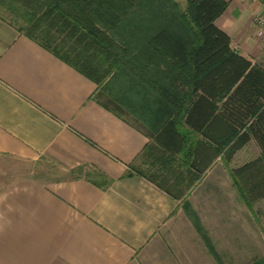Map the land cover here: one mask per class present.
Segmentation results:
<instances>
[{"label": "crops", "instance_id": "obj_1", "mask_svg": "<svg viewBox=\"0 0 264 264\" xmlns=\"http://www.w3.org/2000/svg\"><path fill=\"white\" fill-rule=\"evenodd\" d=\"M225 1L215 26L236 53L264 69V38L253 25L264 6ZM111 97L0 19V159L52 164L65 174L0 189V264H230L236 254L248 258L244 234L251 214L236 203L233 182L232 188L205 186L209 170L174 200L129 171L158 124L141 118L149 113L134 106V97ZM248 145L258 154L241 165L262 156L255 138L242 149ZM90 169L111 183L95 185L85 177Z\"/></svg>", "mask_w": 264, "mask_h": 264}, {"label": "trees", "instance_id": "obj_2", "mask_svg": "<svg viewBox=\"0 0 264 264\" xmlns=\"http://www.w3.org/2000/svg\"><path fill=\"white\" fill-rule=\"evenodd\" d=\"M226 8L225 0H0V19L113 101L136 99L158 130L146 133L129 171L174 200L255 138L262 156L230 172L248 206L264 199V69L215 26ZM85 177L111 183L95 169Z\"/></svg>", "mask_w": 264, "mask_h": 264}, {"label": "rangeland", "instance_id": "obj_3", "mask_svg": "<svg viewBox=\"0 0 264 264\" xmlns=\"http://www.w3.org/2000/svg\"><path fill=\"white\" fill-rule=\"evenodd\" d=\"M175 1L181 7L185 6L186 0ZM6 17H8V14H6ZM257 154V149L253 145H248L246 148L238 151L229 164L219 161L215 167L210 169L209 176L206 177L204 185L213 187L217 184L219 187L232 188L231 169L247 160L255 158ZM52 168L53 165L47 163H32L6 158L0 159V189L23 179L35 180L38 183H49L64 178L65 174L62 172L58 173L56 169ZM236 203L247 206L238 194L236 195ZM247 207L250 210L249 214H251V219L249 217L251 229L250 233L246 232L244 235L246 238L248 236V246L251 251L247 256L248 258L245 259H242L243 254H236L238 259L230 264H252L256 260L264 259V200L257 201ZM236 246L237 250L244 247L243 244H237ZM223 262L224 264H228L229 261L223 260Z\"/></svg>", "mask_w": 264, "mask_h": 264}, {"label": "built area", "instance_id": "obj_4", "mask_svg": "<svg viewBox=\"0 0 264 264\" xmlns=\"http://www.w3.org/2000/svg\"><path fill=\"white\" fill-rule=\"evenodd\" d=\"M255 3H258L262 6H264V0H252ZM253 25L255 27V34L259 38H264V14L255 16L253 18Z\"/></svg>", "mask_w": 264, "mask_h": 264}]
</instances>
